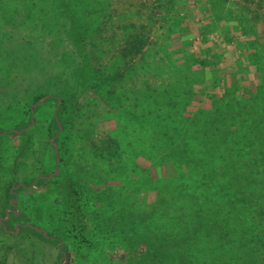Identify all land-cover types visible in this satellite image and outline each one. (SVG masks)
<instances>
[{
  "label": "rangeland",
  "instance_id": "1",
  "mask_svg": "<svg viewBox=\"0 0 264 264\" xmlns=\"http://www.w3.org/2000/svg\"><path fill=\"white\" fill-rule=\"evenodd\" d=\"M68 1H57L65 3L60 14L52 0H0V264H264V230L234 195L246 188L244 157L220 162L216 178L224 185L215 191L204 192L208 181L202 179L211 176L201 171L195 178L199 190L189 189L186 178L159 187L179 173L173 157L153 156L161 152L153 147L158 106L150 103L153 115L144 126L128 114L149 112L145 104L133 109L134 88L138 97L145 91L150 102L175 79L160 75L159 63L170 71L187 60L193 77L171 91L179 95L180 108L191 94L188 115L218 105L240 110L264 88V0ZM73 14L82 19L87 38L82 53L94 69L110 73L121 66L126 73L146 58L153 64L116 83L90 84L72 103L73 114H66L71 118L66 129L59 116L62 98L46 85L59 72L61 57L79 59L71 58L79 36L67 32ZM98 85L115 87L120 106L100 94ZM61 151L66 177L52 184L62 172ZM78 180L83 184L76 199L70 190ZM198 193H207V202L193 210L224 222L229 258L207 249L208 233L200 250L185 257L182 251L191 250L187 239L174 237L177 229L166 220L152 226L162 228L160 239L143 231L159 202L174 197L195 203ZM68 201L77 215L62 216ZM257 235L262 241L249 243ZM145 240L162 243L165 258L147 259ZM243 242L248 246L240 248ZM174 252L184 259H172Z\"/></svg>",
  "mask_w": 264,
  "mask_h": 264
},
{
  "label": "trees",
  "instance_id": "2",
  "mask_svg": "<svg viewBox=\"0 0 264 264\" xmlns=\"http://www.w3.org/2000/svg\"><path fill=\"white\" fill-rule=\"evenodd\" d=\"M52 1H54V8L58 7L60 14L61 11L66 10V8L63 9L65 3L58 5L56 4L58 0ZM95 2H97V0H95ZM84 4L86 5L87 3ZM70 19L71 23L67 32H70L71 35L73 33L79 36L77 41L72 40L77 43H75L76 51L71 53V58L78 55L79 59L75 60L68 59L64 56L61 57L59 60V72L51 75L46 85L50 91L54 90L51 91L52 93L62 98L59 116L62 118L66 129H68V126L70 127L71 123V118L66 119V114H73L74 110L70 108L72 103L89 89L90 84H94L93 82H98V84L100 82L116 83L117 80L124 77L133 76L131 73L135 74L139 69H150L147 67H151L153 64L152 61L146 58L143 62L144 64L141 66L140 64H132V66L126 69L127 71L125 70L126 73H123L121 66L116 67V69L114 68V71L111 70V74L108 73L109 71L106 72L103 70L106 67L101 68V70L94 69L88 54L82 53L86 50L87 40L86 30H83L82 25H79L82 19L78 14H73L70 16ZM72 55L75 56L73 57ZM191 60H194V58ZM190 62L191 61L187 60V63ZM187 63L184 61L182 65H177L178 68L171 69L170 71H168V68H165L168 67V65H165L164 61L159 63L156 68L158 73L160 75L167 73V75H172L175 79L172 80L171 83L167 82L168 88L162 87L157 90L160 95L158 100L154 97V100L147 102L145 91L141 93L143 96L141 95L138 97L136 96L137 89L134 88L133 90L134 94H136L134 95L133 109L142 108L145 104L147 107L146 111L149 112L141 116L136 110H133V112L130 111L128 113L131 116L130 120L136 121L144 126L143 121H146V117L148 115H153L151 114L152 105H150V103H156L158 106L154 115L156 120H153L157 129L155 133L156 143H154L153 147L154 150L158 149L161 152L159 153V151H157V153L155 151L153 152V156H158L160 154L159 156L164 159L173 157L172 161L179 173L177 177L164 180L160 182L158 186L164 187L176 182L177 179L186 178L187 180L190 179L191 182L189 189H195L194 187H196V190H199L201 184H199L198 181L196 182L195 178L197 173L201 171L203 173L207 172L209 177L211 176L212 178H204L206 177L204 175L202 181H208L204 192L215 191V189L224 185V182L216 178L219 171L223 169V164L220 162H223V159H225L227 162L231 163L232 160H236V157L242 156L244 160H246L244 163L246 171H243L241 177L244 178L246 175L248 179L246 188L243 187V190H239L238 193L234 195L239 203L244 201L243 204L249 207L251 210L250 212H253L252 218L254 221L261 225L264 230V88H261L256 95H253L250 101L244 104L240 110L237 108L234 109L233 107L230 108L229 105L222 109L218 105L216 109L207 112L199 110L194 116L188 115L186 108L187 103L190 102L188 99L192 100L191 94L187 96L185 105L180 108L181 101L178 100L179 95L176 94V91H174L173 94L171 93L173 87L184 88V85H187L186 80L189 81V76L193 77V71L191 69L187 71L188 69L185 68ZM2 78L1 76L0 80H2ZM103 86L104 85H98V87H96L99 93L105 94V98L114 102L117 99L116 102L118 106H120L118 100L119 95L115 92V87L106 85L104 89ZM108 87L110 89H108ZM166 93H168V96H166ZM174 94H176L177 97H174ZM148 97L150 98V96ZM113 106L117 105L113 104ZM63 142L64 141H62V143ZM65 154L66 151H61L60 162L62 172L51 180L52 184H57L62 178L66 177L65 166L67 165V161L64 156ZM80 183H82L80 180L73 182L74 187L72 185L70 190L71 195L75 198L81 192ZM158 186L157 189H160ZM205 195H207V193H198V195H196L198 198H196L195 203H182V199L174 197L166 202L164 201V203L159 202V208L156 213L151 216L155 217L151 220L152 223L145 222L147 227L143 230L144 233L146 235L152 233L157 239H160L164 235L161 231L162 228H158V230L160 229L159 231H152V226L160 223L161 220H166L167 226L172 224L177 229V232L173 233L174 237H179V239L183 240L187 239L184 243H186L191 250L183 249L186 253L182 251L181 254L185 255V257L188 256V253L200 250V247L197 248V246H199V243L202 244L203 241L206 240L204 236L208 233L207 236H210L209 238H211L212 242L210 241L207 249L211 253L215 250H220V252L222 251L220 254L224 253L223 255H227L229 258L232 256V253L230 251L228 252V249L226 250L223 244L226 241L224 238L226 234L223 227L224 222L216 219L214 214L205 213L203 211L199 213L193 210L196 205L203 206L207 202ZM71 199L73 198L70 197V200ZM72 201H68L70 202L67 207L68 209L62 216L68 217L70 214L74 216L78 214V212H76L77 210L72 211ZM213 205L214 208H216L215 210H217L218 205L216 203ZM167 206H172L173 209L168 210ZM166 209L168 211H166ZM65 220L68 221L67 218ZM140 223L141 225L144 224L143 221H140ZM203 225L204 227L207 226L205 230ZM147 229H149V231H146ZM262 238H264V233H262ZM257 240L262 241L260 235L252 237L249 243H255ZM145 243L149 245V251L151 250V253L148 251L146 254L147 259H152L151 256H154L156 259L165 258L162 243L154 244L150 243L149 240H145ZM247 246L246 242L240 243V248H245ZM174 253L175 255L172 259H184V256L178 255L179 253ZM252 254L253 256L256 255L255 251H253Z\"/></svg>",
  "mask_w": 264,
  "mask_h": 264
}]
</instances>
